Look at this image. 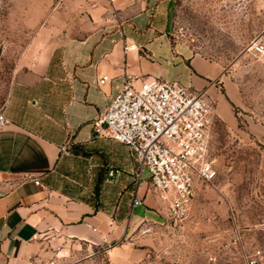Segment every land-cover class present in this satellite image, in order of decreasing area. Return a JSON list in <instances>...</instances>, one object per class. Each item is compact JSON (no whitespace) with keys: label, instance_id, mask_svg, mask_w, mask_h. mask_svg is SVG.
Here are the masks:
<instances>
[{"label":"crops","instance_id":"0c3cea01","mask_svg":"<svg viewBox=\"0 0 264 264\" xmlns=\"http://www.w3.org/2000/svg\"><path fill=\"white\" fill-rule=\"evenodd\" d=\"M106 1L118 20L62 39L10 82L0 107V264H29L69 242L102 247L108 264H137L146 247L135 228L163 207L143 166L136 180L128 146L92 135L90 121L125 75L212 91L209 61L167 28L170 0ZM216 111L227 118L223 97ZM133 191L141 204H130Z\"/></svg>","mask_w":264,"mask_h":264},{"label":"rangeland","instance_id":"374dc122","mask_svg":"<svg viewBox=\"0 0 264 264\" xmlns=\"http://www.w3.org/2000/svg\"><path fill=\"white\" fill-rule=\"evenodd\" d=\"M118 18L106 0H0V107L20 66ZM167 28L214 73L212 91L201 92L214 112L208 156L215 176L198 184L182 218L160 208L137 225L146 247L137 264H245L256 249L264 264V51L252 47L255 40L264 47V0H170ZM218 97L226 119L216 111ZM57 246L43 247L29 264H108L102 247Z\"/></svg>","mask_w":264,"mask_h":264},{"label":"built area","instance_id":"2783aa9c","mask_svg":"<svg viewBox=\"0 0 264 264\" xmlns=\"http://www.w3.org/2000/svg\"><path fill=\"white\" fill-rule=\"evenodd\" d=\"M125 44L123 49L129 48ZM256 52L263 44L253 41ZM106 78L101 75L98 82ZM214 119L211 105L201 91L176 80L154 76L125 75L105 109L90 121L91 133L126 144L145 167L151 191L168 217L182 218L189 208L196 188L215 176L208 156L209 132ZM5 118L0 112V127ZM116 169L109 168V176ZM34 183L38 177L27 174ZM142 203L133 191L130 204ZM93 228V227H92ZM262 253L256 249L245 264H260ZM65 264H76L75 261Z\"/></svg>","mask_w":264,"mask_h":264}]
</instances>
